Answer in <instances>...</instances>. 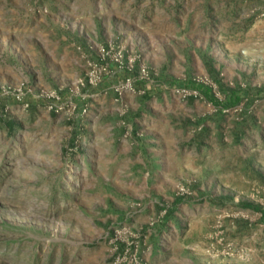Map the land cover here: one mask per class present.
Listing matches in <instances>:
<instances>
[{
	"label": "rangeland",
	"instance_id": "rangeland-1",
	"mask_svg": "<svg viewBox=\"0 0 264 264\" xmlns=\"http://www.w3.org/2000/svg\"><path fill=\"white\" fill-rule=\"evenodd\" d=\"M258 207L264 0H0V264H264Z\"/></svg>",
	"mask_w": 264,
	"mask_h": 264
},
{
	"label": "crops",
	"instance_id": "crops-1",
	"mask_svg": "<svg viewBox=\"0 0 264 264\" xmlns=\"http://www.w3.org/2000/svg\"><path fill=\"white\" fill-rule=\"evenodd\" d=\"M74 18H76V22H75L74 27L75 28L78 27L79 34L80 33L82 34L85 32L87 34L88 31H87L86 22L81 21L82 16L81 15H75ZM44 20L45 19L43 18V19H41V21L38 20L37 22H35L37 24H41L43 26V28L46 29L43 31V35L45 36L44 39L41 38V40H43L45 42V43H43L45 45V47L43 49H40V52L43 50V53L45 54L46 59L53 61V64H47V66L45 68H43L42 70L45 71V70H49L51 68L49 71H53L56 69L58 72H60L58 74L66 75L70 71L69 69H71V71H73L74 63H77L75 56L72 55V52H75V49H76V41H77L76 37L74 38L70 34L69 35L65 34L63 36L62 41H61V48L57 53L55 48L50 47L48 44H49V42L55 43V41L58 40L56 38H55V41L51 40L53 38V35H56V32L54 30V28H55L54 26L58 22L55 21V17H50V21H48V22H46ZM29 21L31 23L34 20L29 19ZM30 38H31V41H33V36H30ZM5 41H6V44H8V43L12 44L13 43L12 38H5ZM13 44L19 45L18 42H14ZM56 44L59 45L58 43H56ZM17 47H19V46H17ZM18 50L21 51L22 49L18 48ZM34 52H36V51H34ZM21 53L26 54V56H28L29 60L32 59V56H29V54H28L29 50H27V51L22 50ZM43 59H44V57H43ZM39 71H40V69H39ZM49 75H52V74L49 73L48 76ZM46 117H48L50 119V122L48 124V126H50L53 119L56 118V115L48 113ZM106 138H107V135L102 136V140H105ZM113 139L114 138L112 136L111 137L109 136L106 141H113ZM155 156L156 155L149 150H146V152L143 154V157H145L146 159H150V161L155 163L154 165H159L158 159L156 158L158 156H156V157Z\"/></svg>",
	"mask_w": 264,
	"mask_h": 264
},
{
	"label": "trees",
	"instance_id": "trees-1",
	"mask_svg": "<svg viewBox=\"0 0 264 264\" xmlns=\"http://www.w3.org/2000/svg\"><path fill=\"white\" fill-rule=\"evenodd\" d=\"M258 210L264 215V208H259L258 207Z\"/></svg>",
	"mask_w": 264,
	"mask_h": 264
}]
</instances>
